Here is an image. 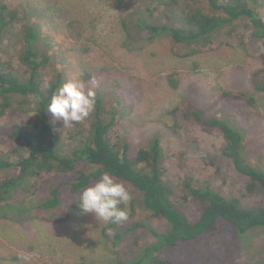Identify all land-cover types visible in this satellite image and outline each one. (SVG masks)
<instances>
[{"label":"rangeland","instance_id":"374dc122","mask_svg":"<svg viewBox=\"0 0 264 264\" xmlns=\"http://www.w3.org/2000/svg\"><path fill=\"white\" fill-rule=\"evenodd\" d=\"M256 2L264 19V0ZM2 4L7 10H17L19 18L23 14L24 21L40 30L37 48L49 58L41 72L45 84L54 82L59 74L63 83L74 78L83 80L101 97L104 119L114 121L109 133L111 144L117 149L126 145L131 155L152 137H159L163 179L173 190L174 202H181L184 176L192 175L199 185L207 183L220 195L238 199L244 207L264 206V192H248L247 178L237 173L224 156L221 134L199 125L192 117V112L199 109L204 120L217 117L241 129L247 161L264 170V92L256 91L251 83L252 75L261 67L264 39L252 36L248 20H238L224 29L203 52L181 58L177 55L192 48L167 36L151 39L136 25V19L185 28L187 6L207 11L206 0H124L114 8L106 0H0ZM124 17L128 19L126 32L120 23ZM19 26L16 23L8 28L10 35L0 46V56L4 62L9 59L14 71L23 75L25 68L17 60ZM222 92H241L253 98L254 104L224 98ZM90 116L64 127L50 113L60 156L69 157L83 145ZM26 117L16 107L0 116V155L13 163L18 157L12 151L16 145L4 132ZM93 169L86 164L87 172ZM62 179L54 174L33 179L30 192L0 203V264H23L20 255L30 257L28 264H115L116 254L129 262L156 243L153 233L168 229L163 220L148 218L139 204L132 215L130 202L126 221L115 226L99 222L91 213L82 214L80 194H71L67 187L61 188L56 209H39L52 186ZM189 205L185 214L196 220L199 208ZM219 230L215 239L203 241L202 247L196 243L181 252L167 251L161 257L173 264H198L202 255L209 254L220 264H264V228L250 231L242 241L230 227Z\"/></svg>","mask_w":264,"mask_h":264},{"label":"trees","instance_id":"16d2710c","mask_svg":"<svg viewBox=\"0 0 264 264\" xmlns=\"http://www.w3.org/2000/svg\"><path fill=\"white\" fill-rule=\"evenodd\" d=\"M106 1L114 8L124 0ZM206 2L207 11L187 6V12L184 14L185 28L153 25L146 23L141 17L136 19V25L144 28L151 39L167 36L177 44L191 47L188 53L177 55L181 58L199 54L210 48L224 29L241 19L250 22L254 38L264 39V19L259 16L258 8L261 5L256 0H251V3L248 0ZM17 15V10H7L6 5H0V46L4 44L5 36L10 35L8 28L16 23L20 24L21 44L17 60L18 64L25 68L23 75H18L10 60L4 62L0 56V116L7 109L16 107L28 117L20 123L12 124L7 132H4L10 143L16 145L12 151L18 154V157L13 163L0 155V174L5 175L0 177V203H9L17 194L30 192L33 186L30 182L33 179L51 174L55 177L61 175L63 179L52 186L49 197L38 205L41 210H53L60 204L61 188L67 187L71 194L79 195L105 171L109 172L117 182L131 188L128 190L132 196L135 195L130 201L132 215L135 205L139 204L146 211L148 218L161 219L168 225L165 233L152 232L156 243L145 247L136 259L127 262L116 254L115 264H173L170 260L162 258V254L167 251L181 252L183 248L196 243L201 246L205 240L210 242L215 239L222 226L230 227L239 241L250 231L264 228V206L244 207L238 199L220 195L207 183L199 185L192 175L184 176L181 184V202H174L173 190L163 179V152L159 137H152L144 148L131 155L126 145L117 149L109 138L114 121L104 119L103 101L99 95H96L95 108L90 116L86 141L74 150L71 156H60L57 149L58 137L51 123L47 105L53 93L63 84L62 78L58 74L54 82L49 83L47 87L43 85L45 82L41 72L48 65L49 58L37 48L40 30L36 25L24 21L23 14L20 18ZM127 20V17H124L120 21L125 32L128 30ZM16 45L17 42L15 47ZM169 83L175 87L173 80L170 79ZM251 83L256 91L264 92V56L260 69L252 75ZM221 94L224 98L254 104L253 98L241 92ZM192 117L199 125L215 129L221 134L224 142L223 154L231 161L235 171L247 178L246 190L250 193L256 189L264 192V170L252 166L247 161L243 131L227 120L217 117L204 120L199 109L192 112ZM86 164L94 166L95 169L87 172ZM189 203L196 204L199 208L200 214L196 220L189 219L185 214L184 209L190 206ZM135 226L145 227L141 224ZM119 237L120 233L117 232L116 239ZM198 264H220V261L212 255L204 254Z\"/></svg>","mask_w":264,"mask_h":264},{"label":"clouds","instance_id":"9594fccd","mask_svg":"<svg viewBox=\"0 0 264 264\" xmlns=\"http://www.w3.org/2000/svg\"><path fill=\"white\" fill-rule=\"evenodd\" d=\"M94 83H96L94 81ZM47 87V83L45 84ZM96 92L80 79H70L58 87L51 96L47 111L55 120L63 122L64 127L80 123L94 111ZM132 194L128 188L107 171L80 193L79 207L82 214H93L99 222L120 224L129 217L128 204ZM18 259L28 264L30 257L20 255Z\"/></svg>","mask_w":264,"mask_h":264}]
</instances>
